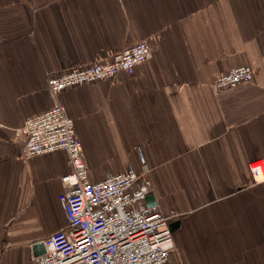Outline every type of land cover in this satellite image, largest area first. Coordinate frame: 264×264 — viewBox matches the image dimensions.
<instances>
[{
  "label": "crops",
  "instance_id": "crops-1",
  "mask_svg": "<svg viewBox=\"0 0 264 264\" xmlns=\"http://www.w3.org/2000/svg\"><path fill=\"white\" fill-rule=\"evenodd\" d=\"M133 74L64 90L91 181L150 169L148 202L171 224L166 264H264V0H0V264H32L67 225L65 151L26 158L16 134L53 105L48 79L138 42ZM248 65L250 82L214 80Z\"/></svg>",
  "mask_w": 264,
  "mask_h": 264
},
{
  "label": "built area",
  "instance_id": "built-area-1",
  "mask_svg": "<svg viewBox=\"0 0 264 264\" xmlns=\"http://www.w3.org/2000/svg\"><path fill=\"white\" fill-rule=\"evenodd\" d=\"M153 47L138 42L113 55L108 63L74 67L48 79L53 105L25 120L16 129L23 138V155L32 158L55 151L68 154L71 171L62 177L64 192L59 200L67 225L43 243L45 253L33 257L32 264H166L175 247L172 218L149 204L152 182L143 159L138 172L128 166L94 182L73 119L59 101L71 87L113 79L119 73L133 74L136 66L153 58ZM248 65L231 69L215 78L216 93L250 82ZM254 184L264 183V161L249 163Z\"/></svg>",
  "mask_w": 264,
  "mask_h": 264
},
{
  "label": "water",
  "instance_id": "water-1",
  "mask_svg": "<svg viewBox=\"0 0 264 264\" xmlns=\"http://www.w3.org/2000/svg\"><path fill=\"white\" fill-rule=\"evenodd\" d=\"M174 226H175V225H172V226H171L172 230H174V228H175ZM34 249H41V251L38 252V255H41V254H44V253H45V245H44V243L37 244V245L34 247Z\"/></svg>",
  "mask_w": 264,
  "mask_h": 264
}]
</instances>
